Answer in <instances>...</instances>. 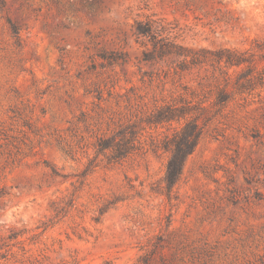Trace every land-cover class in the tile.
<instances>
[{"label": "rangeland", "instance_id": "rangeland-1", "mask_svg": "<svg viewBox=\"0 0 264 264\" xmlns=\"http://www.w3.org/2000/svg\"><path fill=\"white\" fill-rule=\"evenodd\" d=\"M263 54L264 0H0V264H264Z\"/></svg>", "mask_w": 264, "mask_h": 264}, {"label": "trees", "instance_id": "trees-1", "mask_svg": "<svg viewBox=\"0 0 264 264\" xmlns=\"http://www.w3.org/2000/svg\"><path fill=\"white\" fill-rule=\"evenodd\" d=\"M7 22L12 33L14 35H17L19 32L17 23L13 22L10 19H8ZM139 30L147 35H150L152 32L151 28H145L141 25ZM262 56L264 58V54ZM212 59L219 64L223 62L225 65L231 67L246 65L247 70L252 69V63L249 58H244L240 55L230 53L229 51L217 50L214 53ZM256 76L260 80H264L261 74H257ZM241 79H244L243 83H239L238 87L246 90L251 83L250 81H245V78ZM172 117L173 116L171 115L168 119H172ZM120 128L121 129L120 131L118 130L117 135H115L114 133L113 135L104 138L103 140H99L97 145L101 149L110 148L112 150V158L115 160H120L130 153L132 148L131 142L136 134V128L133 125H127ZM201 134L202 130L198 127V125H196L195 123H188L184 127H182L176 134H174L172 139H170V156L166 164V172L164 177V181L168 189L174 187L178 182L182 173L184 162L194 152ZM116 137H119V140Z\"/></svg>", "mask_w": 264, "mask_h": 264}]
</instances>
